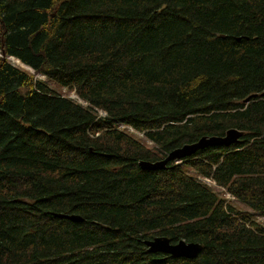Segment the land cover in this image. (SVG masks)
Returning <instances> with one entry per match:
<instances>
[{"label": "trees", "instance_id": "obj_1", "mask_svg": "<svg viewBox=\"0 0 264 264\" xmlns=\"http://www.w3.org/2000/svg\"><path fill=\"white\" fill-rule=\"evenodd\" d=\"M263 92L264 0H0V264H264ZM154 236L201 250L147 254Z\"/></svg>", "mask_w": 264, "mask_h": 264}, {"label": "water", "instance_id": "obj_2", "mask_svg": "<svg viewBox=\"0 0 264 264\" xmlns=\"http://www.w3.org/2000/svg\"><path fill=\"white\" fill-rule=\"evenodd\" d=\"M256 95H250L243 100V103H248L250 99ZM264 96V92L259 94ZM243 132L236 129H228L222 136H203L191 144H185L166 154V156L155 162L139 161L138 168L144 171H162L170 162H180L185 158H189L198 150H203L210 147H228L239 142ZM52 217L68 220L72 223L82 222V218L77 215H67L59 213H50ZM142 244L145 246L147 254H162L170 258L194 259L201 250L198 243L184 242L182 240L176 243L170 241L164 236H154L150 240H144Z\"/></svg>", "mask_w": 264, "mask_h": 264}, {"label": "rangeland", "instance_id": "obj_3", "mask_svg": "<svg viewBox=\"0 0 264 264\" xmlns=\"http://www.w3.org/2000/svg\"><path fill=\"white\" fill-rule=\"evenodd\" d=\"M6 61L19 68L21 71L27 73L29 76H31L33 78V80H38L43 82L50 90L54 91L56 94L61 95L65 98H68L70 100H72L73 102L83 106V107H87V105L83 102H81L80 100L77 99V97L75 96L73 90H69L66 88H61L59 86H57L56 84H54L51 81L46 80L43 76H39V75H34V73L24 67L23 65L18 64L17 62H15V59L12 58H7ZM18 65V66H16ZM96 114L99 117H102L103 113L100 111H97ZM126 127L123 126H119L118 129L122 130V131H126L127 133H129L132 137H134V139H136L137 141H139L140 143H142L143 145H145L146 147H151V143L148 142L141 134H138L134 131H130L128 132L126 129ZM181 162H176L175 165L180 166ZM182 170L186 173V174H190L192 175L198 182L204 184L206 187H208L218 198L223 199L224 202L230 204L233 208H235L236 210L239 211H243V212H247L250 213V210H248L246 207H244L243 205L239 204L238 202L234 201L229 195H227L222 189L217 188L213 185V183L210 180H206L204 178H201L199 176H196L190 169L186 168V167H182ZM251 214V213H250ZM251 220H253L254 222H256L259 225H262L264 227V220L260 217L254 216L251 214Z\"/></svg>", "mask_w": 264, "mask_h": 264}, {"label": "built area", "instance_id": "obj_4", "mask_svg": "<svg viewBox=\"0 0 264 264\" xmlns=\"http://www.w3.org/2000/svg\"><path fill=\"white\" fill-rule=\"evenodd\" d=\"M128 132H130L131 130L129 128H125Z\"/></svg>", "mask_w": 264, "mask_h": 264}]
</instances>
